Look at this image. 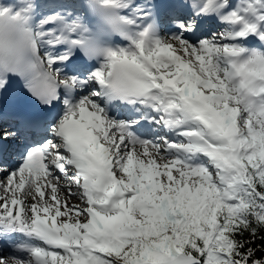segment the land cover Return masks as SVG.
<instances>
[{"label":"snow or ice","instance_id":"obj_1","mask_svg":"<svg viewBox=\"0 0 264 264\" xmlns=\"http://www.w3.org/2000/svg\"><path fill=\"white\" fill-rule=\"evenodd\" d=\"M0 119V264H264V0L0 3Z\"/></svg>","mask_w":264,"mask_h":264},{"label":"bare ground","instance_id":"obj_2","mask_svg":"<svg viewBox=\"0 0 264 264\" xmlns=\"http://www.w3.org/2000/svg\"><path fill=\"white\" fill-rule=\"evenodd\" d=\"M4 1H5L4 3H9V2H11V0H4ZM0 3H1V0H0ZM15 147H16V145H10V153L14 152ZM15 159H16V158H15ZM69 202H70V203H73V204H75V203H79L78 200H71V201H69Z\"/></svg>","mask_w":264,"mask_h":264}]
</instances>
